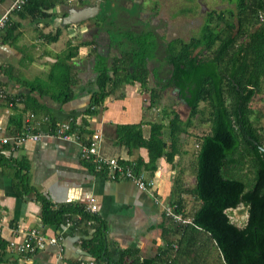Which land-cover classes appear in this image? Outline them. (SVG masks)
<instances>
[{
    "label": "crops",
    "instance_id": "crops-1",
    "mask_svg": "<svg viewBox=\"0 0 264 264\" xmlns=\"http://www.w3.org/2000/svg\"><path fill=\"white\" fill-rule=\"evenodd\" d=\"M73 1L62 0L48 12L47 18L14 13L6 28L0 29V69L5 70L0 72V89L9 96L8 101L0 100V149L3 150V160L0 161V240L6 246L4 252L0 249V264H107L96 260L86 250V242L94 233L93 221L87 225L89 221L82 222L81 214L75 213V223L66 220V223L70 221L69 226L66 223L51 227L42 225L41 202L36 197L28 199L18 194V172L27 175L35 193L56 207H85L90 199H94L98 212L89 215L97 216L105 225L106 248L132 252L141 261L154 258L166 246L167 228H173L175 224L166 216L165 208L171 205L177 194L176 180L181 185L180 190H185L182 192L183 212L191 207L190 201L197 205L196 209L200 205L193 194L196 173L188 150L192 143L190 145L185 136L181 137L180 154L172 163L163 156L157 160L153 173L143 172L153 183L156 200L126 179L112 180L94 171L91 163L81 159L80 146L99 131L98 150L102 157L133 165L134 170L138 161L148 162L145 148L129 149L117 143V127L138 125L143 138L147 139L150 125L163 123L167 126L172 117L168 112L173 109L150 106V97L143 95L138 86L126 85L124 89L108 94L97 113L86 117L89 134L79 136L72 132L79 138L77 142L44 137L38 142L28 140L19 145L11 141L2 143L3 139L22 134L26 125L36 133L50 134L61 124L80 123L86 114L91 95L84 90L86 83L82 78H89L87 64L90 62L89 48L93 44L85 39L91 30L90 21L76 26H64L62 23L72 7H83L79 2L73 4ZM125 1L129 5L130 0H119V10ZM10 2L0 0V17ZM56 36L54 42L46 40ZM57 46L60 47L56 49ZM69 54L73 55L68 60L66 56ZM65 74L70 75V79ZM63 87L71 95L66 102L62 101L63 94L59 99L55 98ZM32 88L41 90L43 95L32 92ZM28 96L34 98L41 108L25 109L24 101ZM19 114L23 132L15 133L12 120ZM31 114L33 118L29 117ZM160 114L162 118L156 121ZM167 133L165 129L166 142ZM190 178L192 182L194 178L192 186L188 182ZM32 229L42 230L46 239L55 238L57 244H48L29 256H18L8 249L10 241L21 242L25 233ZM218 253L222 264L223 257L220 251ZM175 264L187 262L179 259Z\"/></svg>",
    "mask_w": 264,
    "mask_h": 264
},
{
    "label": "trees",
    "instance_id": "trees-1",
    "mask_svg": "<svg viewBox=\"0 0 264 264\" xmlns=\"http://www.w3.org/2000/svg\"><path fill=\"white\" fill-rule=\"evenodd\" d=\"M223 1L227 8L209 12L194 34L191 43L193 58L187 54L188 49L184 46L185 54L182 56L180 51L178 62L174 63L175 75L177 72L181 80L189 79L193 84L188 92L190 98L183 94V86L180 85L181 95L189 111L188 117L183 120L179 113L171 110L168 113L172 117L167 126L152 123L147 139L143 138L138 125H120L116 130L118 144L129 149L145 148L148 151V162L138 161L135 171L151 174L159 158L164 156L172 163L174 157L180 154L181 137L187 138L194 119L207 116L210 123V132L201 138L196 157V186L193 194L200 205L192 214V224L167 228L166 246L154 258L141 261L129 251H109L106 248L105 225L97 216H90L82 206L52 205L35 193L27 175L18 172V194L28 199L36 197L41 202L42 225L61 226L67 219L75 223V213L81 214L82 222L93 221L92 239L84 245L96 260L107 264H175L182 259L188 264H195L200 252L205 251L204 246L209 249L211 245L221 252L226 264H264V153L260 149L264 147V134L261 133V129L264 130V124L261 125L264 111L253 107L256 100L262 103L264 95V0ZM59 3L62 0H28L20 13H29L33 18H47L48 12ZM259 15H262V21ZM46 40L54 42L57 36ZM72 55L66 56L67 59ZM62 60L60 62L65 65ZM132 68L139 80L146 79L143 58ZM109 71L111 69L102 60L97 83L100 91L91 96L80 123H70L71 132L79 136L89 134L86 117L96 114L97 108L102 106L108 96L105 88L109 82ZM0 72L5 70L0 69ZM65 76L70 79V75ZM113 85V88L118 86L117 83ZM31 91L41 95L44 93L37 88ZM67 92V88L65 90L63 87L56 95V100L63 94L62 101H68L71 95ZM161 98L151 96L150 106L157 105ZM24 103L25 109L41 108L30 96ZM201 103L205 104L202 109ZM20 119L19 114L12 120L15 133L23 132ZM165 129L168 130V142L164 140ZM1 160L3 150L0 149ZM175 186L177 194L171 205H175L176 212L183 215L182 192L185 190H180L178 180ZM240 205L247 212L243 227L231 222L228 214L229 210ZM173 245H177V250L173 249ZM5 247V243L0 240L1 252H4Z\"/></svg>",
    "mask_w": 264,
    "mask_h": 264
},
{
    "label": "flooded vegetation",
    "instance_id": "flooded-vegetation-1",
    "mask_svg": "<svg viewBox=\"0 0 264 264\" xmlns=\"http://www.w3.org/2000/svg\"><path fill=\"white\" fill-rule=\"evenodd\" d=\"M77 1L80 6H86V3ZM200 1L197 3L203 18L196 19L193 0H130L129 5L126 1L121 4V10L118 9L119 0H101L102 10L88 21L91 30L85 36L93 44L89 48V60L94 57L97 62L93 69L91 61L87 64L89 78H82L86 83L84 90L91 96L100 91L97 83L101 61L104 60L111 69L105 88L108 94L131 85L138 86V90L148 97H172L185 105L180 85L183 94L190 98L188 92L193 84L189 79L181 80L177 72L175 75L174 63L178 62L180 51L182 56L185 54L184 46L188 49L187 54L191 58L194 56L191 43L196 23L199 26L207 17L202 15L204 6ZM105 33L109 36L106 37ZM141 58L147 72L144 80H139L132 68ZM116 83L118 86L113 88Z\"/></svg>",
    "mask_w": 264,
    "mask_h": 264
},
{
    "label": "built area",
    "instance_id": "built-area-1",
    "mask_svg": "<svg viewBox=\"0 0 264 264\" xmlns=\"http://www.w3.org/2000/svg\"><path fill=\"white\" fill-rule=\"evenodd\" d=\"M27 2L28 0H11L8 8L0 17V29H3L8 24L10 17L14 13L21 12ZM259 19L260 21H262V15H259ZM0 100H9L8 93L4 92L2 89H0ZM9 104L13 106L12 101H10ZM29 117L33 118V114H31ZM74 135L75 134L71 132L69 123L61 124L60 126L53 129L52 133L50 134L36 133L32 130V128H30V126L26 125L22 134L16 135L12 139H3L2 143L6 144L11 141L12 144L19 145L28 140L32 142H38L44 137H52L63 141L77 142V139L79 138ZM100 140L101 135L99 131L94 132L92 135H90L87 139V142L80 146L81 159L84 162L91 163L94 171L105 174L112 180L120 178L126 179L135 184L140 191L149 194L154 200H156V196L153 192V183L145 176L143 172H135L133 165L128 166L118 160L106 159L100 155L98 150ZM200 144L201 142L196 144L195 146L198 149V152L200 150ZM84 212L90 215L97 214L98 206L94 199H90L87 202L86 206L84 207ZM165 213L168 218L172 219L173 221L182 223L181 225L192 224V220L188 221L187 219H184L181 214L176 212L175 205L167 206L165 208ZM66 224L69 226L70 221H67ZM90 224V221L87 222V225ZM48 244H57V240L55 238L46 239L42 230L32 229L25 233L24 238L21 242L10 241L8 243V249L18 256H29L43 249ZM173 249L177 250V245H173ZM222 264H226L223 259Z\"/></svg>",
    "mask_w": 264,
    "mask_h": 264
},
{
    "label": "rangeland",
    "instance_id": "rangeland-1",
    "mask_svg": "<svg viewBox=\"0 0 264 264\" xmlns=\"http://www.w3.org/2000/svg\"><path fill=\"white\" fill-rule=\"evenodd\" d=\"M179 1V0H178ZM200 2H202L204 8H203V13L202 15H207V13L211 12L212 10H223L225 8H227L226 2L223 0H201ZM73 4L78 3L77 0H74L72 2ZM193 12L195 15L196 19L199 18H203L199 12V5L197 3V0H193ZM178 7H180V4L178 3L177 5ZM198 17V18H197ZM207 17H204V19H206ZM203 19V20H204ZM197 21V20H196ZM202 21V20H201ZM201 24V23H200ZM200 26V25H199ZM199 26L196 23V28H195V33L198 30ZM6 27V26H5ZM4 27V28H5ZM60 46H57V48H59ZM150 104V103H149ZM156 108L160 109V107H165L167 109L172 108L174 111H176L177 113L180 114L181 118L183 120H185L188 116V110L187 108H185V105L182 104L181 102H179L178 100L172 98V97H162L161 101L155 106ZM205 104L201 103L200 104V108H204ZM253 107L257 110H261L264 111V95H263V101L262 103H259L258 100H256V102H254ZM161 114L159 115V117H156V121H160L161 119ZM204 119V121H203ZM164 121V119H163ZM264 124V119L262 120V126ZM210 132V123L207 120V116H205L204 118H197L193 120V124L192 126L188 129V136L186 138V140H188V143L192 145L189 147V153H190V157L194 162V168L196 171V157H197V148L195 147L196 144L200 143L201 138L203 136H205L206 134H208ZM261 133L264 134V130L261 129ZM187 147V143L186 146ZM194 175V173H193ZM189 184H191V186L194 184V178H193V182H192V178L189 179ZM190 208L185 210L182 215V217L184 219H187L188 221H191V216L193 213V211L196 210L197 205L194 204L193 205V201H190ZM228 214L230 216V219L232 222H234L237 226L242 227L245 225L246 220H247V212L246 209L240 205L238 208L234 209V210H229ZM171 221H173L172 219H170ZM173 223L175 225H181L182 223L178 222V221H173ZM207 245V244H206ZM205 251L200 252V258L195 260V264H201L202 262H205V264H221V261L219 259V253L216 249V247H213L210 245V248L208 249V247L206 248V246H204ZM207 262V263H206ZM188 264V263H187Z\"/></svg>",
    "mask_w": 264,
    "mask_h": 264
},
{
    "label": "water",
    "instance_id": "water-1",
    "mask_svg": "<svg viewBox=\"0 0 264 264\" xmlns=\"http://www.w3.org/2000/svg\"><path fill=\"white\" fill-rule=\"evenodd\" d=\"M86 2V6L78 9L76 7H72L71 10L68 12L67 17L62 21L64 26L68 25H79L84 22H88L89 20L94 19L102 10L100 5L101 0H82ZM90 31V30H89ZM105 36L108 37L109 34L105 33ZM105 58V56H103ZM91 66L92 69L94 68L95 63L97 60L92 57L91 58ZM261 151L264 153V147H260Z\"/></svg>",
    "mask_w": 264,
    "mask_h": 264
}]
</instances>
